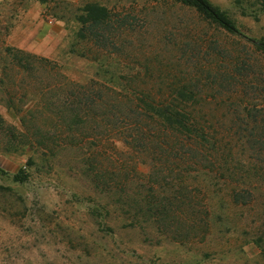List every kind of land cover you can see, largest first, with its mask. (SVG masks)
Masks as SVG:
<instances>
[{
    "label": "rangeland",
    "instance_id": "rangeland-1",
    "mask_svg": "<svg viewBox=\"0 0 264 264\" xmlns=\"http://www.w3.org/2000/svg\"><path fill=\"white\" fill-rule=\"evenodd\" d=\"M208 1L233 21L239 36L204 24L176 0H0V80L1 68L9 63L7 50L53 62L78 84L117 86V77L139 72L136 87L153 93L159 91L157 74L189 79L198 75L196 67L212 71L221 64L229 68L241 63L251 71L240 79L245 87L238 89L237 100H255L264 90V56L247 40L264 38V0ZM88 5L127 16L134 25V32L119 38L123 55L96 61L79 55L78 18ZM211 43L223 51L225 62L202 55ZM184 50H199L198 59L186 65ZM145 67L159 72L145 74ZM11 78L10 101L0 85V264H264L261 165L254 164L259 175L251 179L252 198L246 206L231 202V189L243 188L240 184L199 176L193 186L202 187L209 233L200 242H175L149 224L127 221L81 174L76 148L47 152L31 137L33 127L26 141L15 139L24 131L21 119L34 102L29 101L26 77L12 73ZM202 112L214 114L218 125H229L224 108L207 106ZM117 149L124 150L121 144ZM19 173L24 181L15 178Z\"/></svg>",
    "mask_w": 264,
    "mask_h": 264
},
{
    "label": "trees",
    "instance_id": "trees-1",
    "mask_svg": "<svg viewBox=\"0 0 264 264\" xmlns=\"http://www.w3.org/2000/svg\"><path fill=\"white\" fill-rule=\"evenodd\" d=\"M176 1L204 24L239 36L233 21L208 0ZM126 17L97 5L86 6L78 18L79 55L92 61L123 55L119 38L123 32H134ZM247 41L264 56V38ZM199 50H184L186 65L198 59ZM5 54L9 63L1 68V89L10 101L12 73L26 77L29 101L34 102L21 119L24 131L13 137L26 141L33 127L31 137L38 138L37 145L47 152L76 148L81 153V174L132 225L149 224L179 243L203 241L209 224L202 187L193 186L199 176L240 184L243 188L231 189V202L250 203L251 179L259 175L254 164L264 171V90L255 100H237L238 89L245 87L240 79L250 67L241 63L231 69L221 64L212 71L196 67L197 76L179 80L157 74L155 86L160 92L153 93L136 87L139 72L117 77V86L95 81L78 84L46 59L15 50ZM202 55L225 62L223 51L213 43ZM145 69V74L159 72ZM206 91L218 93L204 97ZM207 106L224 108L229 125H218L214 114L203 113ZM244 156L247 162L241 161ZM15 178L24 181L21 173Z\"/></svg>",
    "mask_w": 264,
    "mask_h": 264
}]
</instances>
